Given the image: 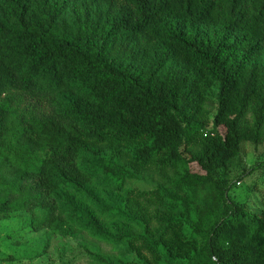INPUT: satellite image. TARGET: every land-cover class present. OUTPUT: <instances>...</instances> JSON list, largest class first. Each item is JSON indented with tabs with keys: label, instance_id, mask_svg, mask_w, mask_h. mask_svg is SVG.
Returning a JSON list of instances; mask_svg holds the SVG:
<instances>
[{
	"label": "trees",
	"instance_id": "obj_1",
	"mask_svg": "<svg viewBox=\"0 0 264 264\" xmlns=\"http://www.w3.org/2000/svg\"><path fill=\"white\" fill-rule=\"evenodd\" d=\"M263 130L264 0H0V218L38 212L34 232L80 222L106 241L99 229L135 222L119 241H140V264H264V207L232 200L225 178ZM137 169L172 170L171 190L127 188ZM97 178L127 195L103 220Z\"/></svg>",
	"mask_w": 264,
	"mask_h": 264
},
{
	"label": "rangeland",
	"instance_id": "obj_2",
	"mask_svg": "<svg viewBox=\"0 0 264 264\" xmlns=\"http://www.w3.org/2000/svg\"><path fill=\"white\" fill-rule=\"evenodd\" d=\"M43 109L50 111V107L47 106H44ZM215 110L216 101L212 92L205 105V124L208 129L211 126ZM248 118L250 119V116ZM103 149L106 148L103 147ZM197 149V147H192L191 151ZM117 153L122 164L131 165L132 156L129 150L121 149ZM92 161V156L85 154L81 159V165L88 168ZM256 166H258L256 170L247 174L248 169ZM134 171H137V180L128 183L127 188L132 187L136 191H151L156 188L171 190V181L175 178L172 170L156 172L152 169H137ZM225 178L232 200L245 203L257 213L261 212L264 207V136L259 145L247 142L241 144L240 156L231 165ZM93 189L91 201L102 220L108 217L107 214L114 207H124L123 200L127 198L125 191L106 187L104 181L99 178L95 180ZM61 194L58 198L61 209L56 212V215H61L63 220L72 226L74 225L72 220L75 217H72L70 209L65 207L66 199ZM203 201H206V196L200 194L198 203L202 205ZM138 206L144 210L146 216H152L158 209V202L155 200L146 201L139 203ZM35 216L39 219L42 218L38 212L33 214L22 212L0 218V264H94L88 252L100 254L114 264H132V262L137 263L138 260L140 264L144 262L142 260L144 258L147 262L152 261V257L145 251H141V254L137 253V250L140 249L139 240L135 239L131 245L119 241L120 236L128 234V230H140L139 225L135 222L124 221L119 225L109 226L106 230L99 229L100 233L109 235L110 240L106 241L95 231L83 228L80 222L75 224V231L67 238L54 235L46 229L34 232L30 226L35 220ZM173 237L174 235L169 233L167 238Z\"/></svg>",
	"mask_w": 264,
	"mask_h": 264
}]
</instances>
